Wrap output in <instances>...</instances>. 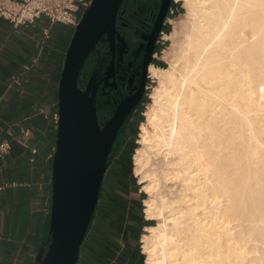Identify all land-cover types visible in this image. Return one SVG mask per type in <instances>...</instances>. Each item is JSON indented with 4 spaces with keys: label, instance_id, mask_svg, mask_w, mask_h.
Here are the masks:
<instances>
[{
    "label": "bare ground",
    "instance_id": "obj_1",
    "mask_svg": "<svg viewBox=\"0 0 264 264\" xmlns=\"http://www.w3.org/2000/svg\"><path fill=\"white\" fill-rule=\"evenodd\" d=\"M179 1L133 157L146 264H264V0Z\"/></svg>",
    "mask_w": 264,
    "mask_h": 264
},
{
    "label": "crops",
    "instance_id": "obj_2",
    "mask_svg": "<svg viewBox=\"0 0 264 264\" xmlns=\"http://www.w3.org/2000/svg\"><path fill=\"white\" fill-rule=\"evenodd\" d=\"M43 25L15 28L0 19V143L11 145L0 159V264H40L49 245L61 45L73 30L57 24L46 40ZM124 174L105 175L78 264H146L141 241L151 221L142 191Z\"/></svg>",
    "mask_w": 264,
    "mask_h": 264
},
{
    "label": "water",
    "instance_id": "obj_3",
    "mask_svg": "<svg viewBox=\"0 0 264 264\" xmlns=\"http://www.w3.org/2000/svg\"><path fill=\"white\" fill-rule=\"evenodd\" d=\"M124 1L93 0L75 27L66 52L59 82V123L52 161L50 239L40 264H78L119 130L142 98L143 88L127 98L110 121L100 124L94 96L89 92L97 67L86 88L80 83L87 60L106 37L114 51L116 25ZM172 2L161 0L150 35L152 49Z\"/></svg>",
    "mask_w": 264,
    "mask_h": 264
},
{
    "label": "flooded vegetation",
    "instance_id": "obj_4",
    "mask_svg": "<svg viewBox=\"0 0 264 264\" xmlns=\"http://www.w3.org/2000/svg\"><path fill=\"white\" fill-rule=\"evenodd\" d=\"M160 3V0H125L117 20L114 51H112L111 42L106 37L105 42L96 46L82 70L81 76L86 70L96 69L98 63L103 60L90 92L94 96L100 124L110 121L118 107L143 88L140 103L133 109L132 115L127 117L119 130L112 154L119 150L124 151V147L121 149L122 139L134 127L133 118L142 116L139 109L148 96L147 91L151 81L149 70L157 63L160 36L164 32L167 21L166 18L152 49L149 46L150 35Z\"/></svg>",
    "mask_w": 264,
    "mask_h": 264
},
{
    "label": "rangeland",
    "instance_id": "obj_5",
    "mask_svg": "<svg viewBox=\"0 0 264 264\" xmlns=\"http://www.w3.org/2000/svg\"><path fill=\"white\" fill-rule=\"evenodd\" d=\"M171 7L173 8V14L168 15L169 17H167L168 20L166 21V26L164 29L163 40H160V44H159V49H158L159 53L157 57V63L153 65L155 67H163V68L168 67L166 61L164 60V55L167 51L170 50V47L172 45L171 35L175 31V28H177V24L186 20V16H185L186 11L181 1L177 3H174L173 1V4ZM43 23H44L43 25L44 27H49V22L46 19H43ZM68 28L70 27L57 25L54 28V30L60 29L61 31H66ZM70 29H72L73 32L70 31V34L64 39L63 44L61 45L62 48L66 49V52H67L68 46L70 45V41L73 36V35L71 36V34L72 33L74 34V31H75V28H70ZM94 71L95 69L92 70L91 68L89 71L87 70L84 71V74L81 76L80 83L84 88H86V86L88 85V82L90 78L92 77ZM150 80L151 81L149 83V89L147 91L148 96L144 100V103L141 106V108L139 109V112L142 113V116L141 117L137 116L133 118L134 127L132 128L130 132L126 134V136L121 141L122 142L121 149L124 147V151L122 152L121 150H119L111 155V160L109 162V165L106 171L107 179L110 181L118 177V173H121V169L124 166V173H125L124 175L126 176V179L134 183L137 186V188L142 191V194H143L142 199L144 201L148 198V195L144 192V190L142 189L143 186L139 183L138 178H136L134 175L133 157H134L136 149L139 147L138 140L140 139V134H141V130H140L141 124L143 122H146L145 114L146 112L149 111V108L151 104L153 103L152 95H153L155 87L157 86L155 79L151 77ZM104 185L105 183L102 184L101 190H103ZM104 194H105V191H103V195ZM142 212L144 214V202L142 205ZM154 224H156V222L154 221L149 222L148 227Z\"/></svg>",
    "mask_w": 264,
    "mask_h": 264
},
{
    "label": "built area",
    "instance_id": "obj_6",
    "mask_svg": "<svg viewBox=\"0 0 264 264\" xmlns=\"http://www.w3.org/2000/svg\"><path fill=\"white\" fill-rule=\"evenodd\" d=\"M93 0H0V19L10 23L13 27L32 26L37 21L46 19L49 27L44 29V38L51 37V28L61 24L75 28L82 14L90 7ZM161 1V0H160ZM177 3V0H173ZM173 14V8L169 10ZM168 20V18H167ZM164 32L160 40H163ZM54 122L58 128L59 115L54 114ZM25 131V135H29ZM11 150L8 142L0 143V159H4ZM36 153V150H33Z\"/></svg>",
    "mask_w": 264,
    "mask_h": 264
},
{
    "label": "trees",
    "instance_id": "obj_7",
    "mask_svg": "<svg viewBox=\"0 0 264 264\" xmlns=\"http://www.w3.org/2000/svg\"><path fill=\"white\" fill-rule=\"evenodd\" d=\"M110 160H111V156L109 157V162H110ZM109 162H108V163H109ZM122 168L124 169V166H123Z\"/></svg>",
    "mask_w": 264,
    "mask_h": 264
}]
</instances>
